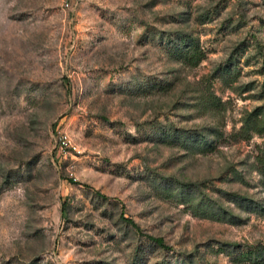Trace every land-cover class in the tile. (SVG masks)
<instances>
[{
  "label": "rangeland",
  "instance_id": "1",
  "mask_svg": "<svg viewBox=\"0 0 264 264\" xmlns=\"http://www.w3.org/2000/svg\"><path fill=\"white\" fill-rule=\"evenodd\" d=\"M251 113L264 0H0V264L264 262Z\"/></svg>",
  "mask_w": 264,
  "mask_h": 264
},
{
  "label": "trees",
  "instance_id": "2",
  "mask_svg": "<svg viewBox=\"0 0 264 264\" xmlns=\"http://www.w3.org/2000/svg\"><path fill=\"white\" fill-rule=\"evenodd\" d=\"M174 56H176L178 59L182 60V62L190 64V65H197V63L203 58L202 57V51L199 49L197 43L193 42V40H190L187 42L186 45L183 46V43L180 47H177V49L174 51ZM246 124L248 125V129L252 130L256 134H258L260 137L263 138V146L259 148V151L256 155V163L258 170L262 177L264 178V119L254 117V114H249L246 118ZM129 221V220H127ZM133 226L134 223L132 221H129ZM136 227V226H135ZM149 239L157 243L163 248H167L166 244L163 242L161 238L148 236ZM257 250L256 249H248L244 250L240 253L238 258H235V262H243L250 259H257ZM262 257V256H261ZM260 257V259H262ZM258 264L264 263V262H257Z\"/></svg>",
  "mask_w": 264,
  "mask_h": 264
},
{
  "label": "built area",
  "instance_id": "3",
  "mask_svg": "<svg viewBox=\"0 0 264 264\" xmlns=\"http://www.w3.org/2000/svg\"><path fill=\"white\" fill-rule=\"evenodd\" d=\"M69 146V139L66 134H61L58 140V147L60 150H63Z\"/></svg>",
  "mask_w": 264,
  "mask_h": 264
}]
</instances>
